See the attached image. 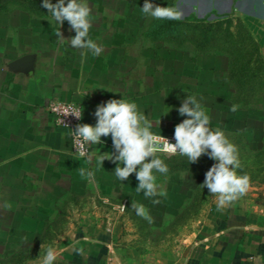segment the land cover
I'll return each instance as SVG.
<instances>
[{"label":"crops","instance_id":"obj_1","mask_svg":"<svg viewBox=\"0 0 264 264\" xmlns=\"http://www.w3.org/2000/svg\"><path fill=\"white\" fill-rule=\"evenodd\" d=\"M180 3L194 13L183 21L209 16L223 19L227 14L240 18L264 56V0H177V9ZM199 9L205 13L197 14ZM98 16L90 14L93 21ZM47 17V9L38 15L20 3H10L7 11L0 12V212L3 217L5 213L13 215V221L3 227L24 234H35L41 228L40 239L52 229L53 239L33 243L55 244L59 255L54 264H257L253 258L264 257V180L252 181L247 195L223 210L217 209L209 192L197 204V189L185 193L176 184L151 211L161 214V219L164 212L175 211L176 223L183 231L169 242H159L147 231L157 215L149 223L136 214L132 203L126 204L128 200L122 210L123 203L117 199L130 197L150 210L143 193L135 191V173L121 182L113 173L116 163L105 160L98 166L95 158L89 164L75 155L69 131L57 125L47 109L50 101L75 103L83 109L82 124L95 126L97 105L125 98L153 121L154 134L174 136L175 125L188 118L180 116L177 109L187 95H195L211 117L209 127L221 128L235 143L237 136L259 128L261 115L230 110L235 94L229 76L230 54L222 49L201 51L190 43L153 41L146 35L149 21L138 29L139 34L93 22L89 38L104 49L94 56L58 40L59 30L66 40L76 35L70 27H35ZM138 35L151 45L143 44ZM165 45L171 50L191 47L196 56L189 61L174 56L166 60ZM101 139L103 144L91 145L92 151L114 152L111 136ZM81 167L94 172L92 180L103 201L72 207L78 216L71 219L65 215L61 225L48 222L51 219L43 224L41 219L33 220L31 204L40 191L51 188L66 194L65 188L73 181L89 182L79 175ZM154 174L157 184L164 176L173 175ZM6 202L11 208L3 206ZM59 211L68 214L65 209ZM190 212H194L193 218L188 216ZM73 245L83 247L85 255H77ZM42 258L27 264H39Z\"/></svg>","mask_w":264,"mask_h":264},{"label":"clouds","instance_id":"obj_2","mask_svg":"<svg viewBox=\"0 0 264 264\" xmlns=\"http://www.w3.org/2000/svg\"><path fill=\"white\" fill-rule=\"evenodd\" d=\"M42 7L49 11V22L55 21L62 26L64 21L70 25L76 35L66 40L63 34L56 32L60 42L67 41L74 49L90 51L94 56H99L104 51L103 47L89 38V30L92 22L89 17L91 8L87 0H43ZM141 12L146 17L155 20H180L182 13L174 6L154 5L150 0H145ZM86 52H82V56ZM72 111L65 115H73L77 119L82 118L83 109L80 106H70ZM240 106L233 104L230 108L236 112ZM180 116H186L181 123L174 127L175 143L170 142L163 135L154 134V127L144 112L138 110L135 102L128 99H109L97 105L94 116L97 118L95 126L90 124H78L72 130L73 142L76 145L77 154L85 158L91 164L93 158L98 166H103L105 160L116 163L115 177L123 182L135 173L138 186L137 193H143L152 204H160V197H167V192L157 184V176L154 173L167 174L169 168L159 154L187 157L190 164L197 163L202 156H208L216 161L205 173L204 182L199 185L202 189H208L209 194L215 197L218 210L232 206L249 192L252 184L251 177L247 173L240 174L241 162L237 146L232 143L225 132L217 127H209L211 117L207 109L195 95H187L182 105L177 109ZM168 113V112H167ZM166 113V114H167ZM160 122V121H159ZM111 136L114 152L101 153L100 150L89 152L91 145L103 144L102 137ZM162 145V147H161ZM149 158L150 162H149ZM79 175L86 179H92L94 172L86 168H79ZM11 208L9 203L3 205ZM136 214L149 223L152 217L148 209L143 205L132 202L131 206ZM26 239V238H25ZM77 255L84 256L83 247L72 246ZM59 253L51 246L39 261V264H54ZM257 264L264 261V257H254Z\"/></svg>","mask_w":264,"mask_h":264},{"label":"rangeland","instance_id":"obj_3","mask_svg":"<svg viewBox=\"0 0 264 264\" xmlns=\"http://www.w3.org/2000/svg\"><path fill=\"white\" fill-rule=\"evenodd\" d=\"M89 7L91 8V12L98 13V19L92 20V17H89L90 21L93 23H97L96 26L100 27H116V28H126L129 30H132L133 32H137L138 34L140 31L139 28H143L148 25L149 21L151 22V17H148L147 20H144V14L141 12V9L144 5L145 0H87ZM151 3L154 5H159L158 0H150ZM51 3L55 4L58 3V0H51ZM65 3H67V0H65ZM197 8V7H196ZM200 9L203 8V5L199 7ZM198 10L197 14H204L205 10ZM178 10L182 13V20L188 18L191 14H194L193 12H190L188 10V5L179 4ZM48 11V15H49ZM207 16V15H206ZM218 16V15H217ZM231 14L225 15L223 19L221 18H213L208 17L206 21L209 22H216V21H224L227 19L226 17H230ZM233 18V17H232ZM50 18L47 17L43 20L38 21V25H35V27H54L59 26L55 21L49 22ZM188 20V19H187ZM190 20V19H189ZM233 23L231 26V29L234 33L233 40H240V42L244 41V37L241 33H243L242 29L244 27V21H242L240 18H233ZM143 23V25H142ZM143 26V27H142ZM226 24L224 25V27ZM63 27H70L69 23L67 21H64ZM245 28V27H244ZM242 31V32H241ZM138 38L140 40H143V44H149L151 45L150 41L144 40L141 36L138 35ZM172 47L169 45H165L164 48V55L165 59H171L172 56L175 58L184 59L185 61L192 60L196 53L194 50H192L191 47L187 46H181L177 47L178 50H171ZM258 120V118H256ZM254 119V122L258 123V121ZM231 142L233 143L234 140L232 139ZM150 162V159H149ZM216 163V161H212L210 164H207L205 167L202 168V170L191 173V174H173V175H166L164 176V179L162 182L158 183L162 189L165 191L173 189L174 186H179L185 193L192 192L197 189L194 202L199 204L200 200L206 196V193H208V189H202L199 185H201L204 182L205 179V173L210 169V167ZM248 173H251L255 175L254 177L256 180H264V168L262 170L254 169L249 170ZM160 177V176H159ZM66 194H60L56 193L54 189L47 188L45 190H42L39 192L38 199L34 200L32 202V212L33 220L35 219H41V223H45L48 219V222H52L54 224L61 225V223H64L66 221L65 215H68L71 219H74L77 217V213L72 211V207L74 206H82V207H88L92 206L94 204H98L99 202L103 201V197L100 192V190L96 187L94 181L92 179L84 180V181H73L70 185H68L65 188ZM206 192V193H205ZM72 195V196H71ZM52 196V197H51ZM52 199H51V198ZM208 197V196H207ZM121 199V203H123L122 210L125 209L126 204H131L133 202L130 197H117V199ZM132 200V201H131ZM120 202V201H118ZM148 204H150L148 207L150 208L149 214L151 217L156 216L157 214L153 211H151L152 204L150 199H147ZM58 206L59 209H55V207ZM198 206V205H197ZM35 208H37L35 211ZM60 209H65L68 214L64 212H60ZM198 209V207H197ZM54 210V212H53ZM56 210V211H55ZM193 213L190 212L188 216L190 218H193ZM3 213L0 212V264H13L16 263V260L9 259L8 256H13L12 252L19 251L22 249L24 244L22 245V242H30L29 244H34L33 242H36L35 240H42L48 241L53 239L51 232L52 229L46 230L44 237L40 239L38 237V233L42 230L41 228L36 229L37 233L32 234H24L23 231L20 229H14L13 227H7L4 228L6 224H10L13 221V215L5 213L4 217L2 216ZM197 214L198 210H197ZM176 212H164V218L161 219V214L154 217L153 226L151 225L147 231H149L150 236L158 237L159 242H169L173 238L178 237L181 232L183 231L182 228H180V224L176 223L175 220ZM187 216H185L186 218ZM70 218L67 220L70 222ZM192 221V220H191ZM191 221H189L191 223ZM29 230V229H28ZM137 229H133L135 231ZM20 231V232H19ZM26 238V239H25ZM28 244V243H27ZM49 246L53 247L55 244L47 243L43 245H39L36 249L37 251H42L43 249H47ZM158 246L157 244H152V247Z\"/></svg>","mask_w":264,"mask_h":264},{"label":"trees","instance_id":"obj_4","mask_svg":"<svg viewBox=\"0 0 264 264\" xmlns=\"http://www.w3.org/2000/svg\"><path fill=\"white\" fill-rule=\"evenodd\" d=\"M177 0H159V6L176 7ZM10 3H20L28 10L38 15L45 12L42 7L43 0H0V12L7 11ZM232 17L224 21L209 22L206 20H155L153 19L146 33L153 41L163 40L168 43L195 45L201 51L211 49L226 50L230 54L229 76L234 83L235 94L231 104L240 107L237 111H252L260 116L259 128L253 127L243 136H237L235 145L239 151L241 169L240 174L247 173L251 182L256 180L255 175L249 170L264 168V56L260 50L259 42L252 36L246 24L241 33L244 41L232 39ZM244 23V22H243ZM226 26L224 27V25ZM241 31V32H242ZM231 105V106H232ZM236 111V112H237ZM247 122V118L245 120ZM230 140V138H228ZM169 168L167 174L175 172L200 171L213 160L208 156H202L197 163L190 164L187 157L165 156L160 154ZM23 245V244H22ZM40 244H24L21 250L12 252L9 259L16 260L13 264H27L46 254V250L37 251Z\"/></svg>","mask_w":264,"mask_h":264},{"label":"built area","instance_id":"obj_5","mask_svg":"<svg viewBox=\"0 0 264 264\" xmlns=\"http://www.w3.org/2000/svg\"><path fill=\"white\" fill-rule=\"evenodd\" d=\"M70 106L78 107L77 104L72 103V102L50 101L47 104V109L50 115L52 116V118L54 119L55 123L59 125L60 127L65 128L69 131L70 136L72 138V142H73V137L71 135L72 130L74 131L78 124H82V118L77 119L75 116L71 114L65 115L66 112L70 113L72 111V108ZM165 137L168 138L170 142L175 143L174 136H165ZM88 151L89 152L92 151L91 147H89ZM73 153L79 156L77 154V149H76V145L74 144V142H73Z\"/></svg>","mask_w":264,"mask_h":264}]
</instances>
